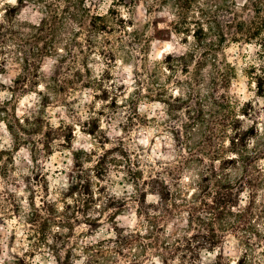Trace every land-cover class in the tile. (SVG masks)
<instances>
[{
    "label": "trees",
    "instance_id": "16d2710c",
    "mask_svg": "<svg viewBox=\"0 0 264 264\" xmlns=\"http://www.w3.org/2000/svg\"><path fill=\"white\" fill-rule=\"evenodd\" d=\"M24 1L35 3L42 15L35 23L21 20L18 8L9 6L0 19V90L11 93L3 100L0 91V117H5L16 147L24 142L31 145L32 162L38 165L41 150L49 156L56 145L71 148L73 127L54 125L43 114L19 117L7 105L39 86L41 64L48 56L70 53L84 33L90 37L109 32V16L114 12H95L92 0H19ZM160 1L173 11L172 27L186 36L189 49L164 55L162 61H146L144 78L137 80L134 94L126 99L133 124H160L157 117L141 112L142 101L165 104L167 115L180 123V129L169 130L173 160L157 168L150 164L147 175L138 170L131 182L133 191L125 192L123 208L136 207L140 227L129 231L116 225L114 236L82 244L80 238L89 231L81 224L93 223V218L83 210L79 187H69L59 202L50 197L47 183L39 202L36 193L26 199L29 210L15 196L11 209L2 198L4 217H20L25 236L19 240L22 253L1 264H33L35 254L42 251L52 254L58 264H76L82 255L80 264H147L154 258L162 264H202L203 251L213 252L228 237L237 241V259L228 261L221 255L213 264H264V200L260 198L264 142L254 151L249 147V131L241 127L239 104L229 91L237 71L226 53L232 43L256 40L264 46V0H231L228 11L233 18L226 21L220 20L213 0ZM6 55L20 66L10 86L1 78L7 70ZM162 64L170 73L168 80L179 68L186 76L171 82L177 94L161 82ZM256 75L257 94L264 98V73ZM7 152L0 149V159ZM75 157L80 166L82 159ZM150 195L157 200L148 201ZM176 222L179 225L168 231V225Z\"/></svg>",
    "mask_w": 264,
    "mask_h": 264
},
{
    "label": "rangeland",
    "instance_id": "374dc122",
    "mask_svg": "<svg viewBox=\"0 0 264 264\" xmlns=\"http://www.w3.org/2000/svg\"><path fill=\"white\" fill-rule=\"evenodd\" d=\"M92 1L97 5L95 12L107 15L114 12L109 16V32H95L90 37L84 33L78 39L81 44L72 45L70 53L65 50L60 55L48 56L41 64L39 86L19 94L17 101L7 105L8 111L16 110L19 117L33 118L43 114L54 125L72 126L71 148L56 145L49 156L43 155L41 150L39 163L35 165L31 145L24 142L16 147L5 117H0V149L9 150L0 159V173L6 175H0V202L6 198L3 202L8 208H14L15 196L23 208L29 210L26 199L36 193L39 202L47 183L50 197L59 202L63 200V192L77 184L83 210L93 218V223L81 224L80 228L89 231L87 236L80 238L82 244L114 236L116 225L129 231L140 227L136 207L123 208L122 204L127 200L125 192L133 191L131 182L135 172L143 170L147 175L150 164L157 168L159 164L173 160L175 152L169 130L173 126L180 129V123L167 115L165 104L142 101L139 104L141 112L157 117L160 124H133L132 107L126 99L134 94L137 80L144 78L146 61H162L164 55L189 49V44L184 41L186 36L176 33L172 27L173 11L160 0ZM230 4L231 0H213V6H218L220 20L233 18L228 11ZM9 6L18 8L21 20L35 23L42 15L37 5L30 1L0 0V19ZM247 13L252 14V11ZM122 18L126 21H123L125 26ZM188 40L191 41V37ZM260 42L232 43L226 49L227 57L237 71L229 91L239 104L241 127L249 131V147L253 151L258 149V143L264 142V98L257 94L254 81L256 74L264 73V46ZM5 58L7 70L1 78L6 86H10L20 72V66L9 56ZM164 65L160 70L161 82L177 94L171 82L186 76L179 68L168 80L170 73ZM0 91L3 100L10 98L8 89ZM260 147L264 150V144ZM75 154L82 159L80 166ZM262 165L264 167V159ZM260 198L264 200V189L260 191ZM156 200V196L148 197V201ZM178 225L179 222L169 224L168 231ZM23 236L20 217L7 219L0 209V264L22 253L19 240ZM239 253L237 241L228 237L213 252L203 251L201 263L213 264L221 255L228 261H235ZM83 259L82 255L75 263L80 264ZM33 264L58 263L52 254L42 251L35 254ZM115 264L131 263L120 261ZM147 264L162 263L154 258Z\"/></svg>",
    "mask_w": 264,
    "mask_h": 264
}]
</instances>
